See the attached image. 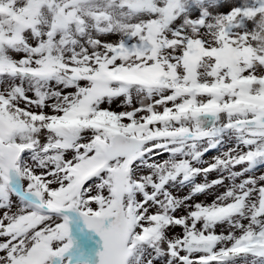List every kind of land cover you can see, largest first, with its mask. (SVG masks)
Instances as JSON below:
<instances>
[{
    "label": "snow or ice",
    "instance_id": "obj_1",
    "mask_svg": "<svg viewBox=\"0 0 264 264\" xmlns=\"http://www.w3.org/2000/svg\"><path fill=\"white\" fill-rule=\"evenodd\" d=\"M0 264H264V0H0Z\"/></svg>",
    "mask_w": 264,
    "mask_h": 264
}]
</instances>
